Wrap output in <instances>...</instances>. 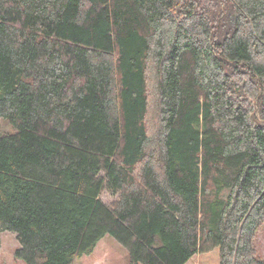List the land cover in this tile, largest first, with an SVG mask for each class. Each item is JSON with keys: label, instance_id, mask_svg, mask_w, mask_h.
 I'll return each instance as SVG.
<instances>
[{"label": "trees", "instance_id": "obj_1", "mask_svg": "<svg viewBox=\"0 0 264 264\" xmlns=\"http://www.w3.org/2000/svg\"><path fill=\"white\" fill-rule=\"evenodd\" d=\"M216 1L0 0L18 259L74 264L110 235L131 264H264V0Z\"/></svg>", "mask_w": 264, "mask_h": 264}, {"label": "rangeland", "instance_id": "obj_2", "mask_svg": "<svg viewBox=\"0 0 264 264\" xmlns=\"http://www.w3.org/2000/svg\"><path fill=\"white\" fill-rule=\"evenodd\" d=\"M219 8L223 6L216 1ZM230 25H236L238 22V13L229 11L225 14ZM151 133L154 132L153 115L150 119ZM2 129L6 132H11L12 129L6 123H2ZM101 200L107 205H113L118 199V194L105 189L102 193ZM257 236L256 246L258 248V255L264 258V227ZM20 244L16 235L12 232H5L0 236V264H26L23 260L18 259L15 255ZM74 264H131L127 250L112 236L107 235L99 242L94 252L89 256H84L75 261ZM187 264H221L220 249L216 248L208 253L195 255Z\"/></svg>", "mask_w": 264, "mask_h": 264}]
</instances>
